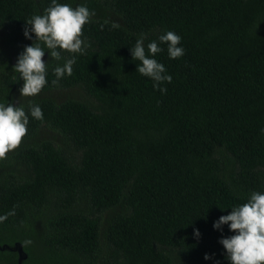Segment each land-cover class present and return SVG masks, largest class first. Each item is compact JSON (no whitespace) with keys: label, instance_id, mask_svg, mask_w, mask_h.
Instances as JSON below:
<instances>
[{"label":"trees","instance_id":"trees-1","mask_svg":"<svg viewBox=\"0 0 264 264\" xmlns=\"http://www.w3.org/2000/svg\"><path fill=\"white\" fill-rule=\"evenodd\" d=\"M58 2L86 3L90 46L70 76L24 97L13 65L36 43L26 21L50 0H0V103L15 98L26 114L39 104L44 116L29 115L0 158V214L15 207L0 222V264H229L219 239L232 232L213 222L264 192V0ZM166 30L185 52L170 59L160 44L155 58L172 76L161 93L130 48L143 33L147 54ZM48 52L54 76L70 54ZM105 126L121 133L101 140Z\"/></svg>","mask_w":264,"mask_h":264},{"label":"clouds","instance_id":"clouds-1","mask_svg":"<svg viewBox=\"0 0 264 264\" xmlns=\"http://www.w3.org/2000/svg\"><path fill=\"white\" fill-rule=\"evenodd\" d=\"M92 15L86 3L73 6L50 0L43 14L33 15L26 21L23 35L26 39L33 40L34 33L33 42L36 43L26 45L13 65L14 71L23 80L19 89L21 96H36L48 83V62L42 59L46 49L49 50L48 55L56 61L62 59L61 50L70 54V58L64 60L63 64H57L52 69L55 76L52 84L72 74L76 55L83 54L90 46L87 38L82 35V29L90 22ZM181 39L176 32L166 30L156 40L147 43L146 54L145 36L141 33L130 48L133 59L140 62L137 64V71L149 77L153 81V87L158 88L161 93L167 91L162 86L163 82L171 83L172 76L167 73L165 65L155 58L156 54L164 50L160 44H166L170 59L183 56L185 49L180 43ZM29 115L37 120L44 119L39 104H30L26 114L24 107L17 105L15 98L6 104L0 103V158L5 157L21 143L27 133ZM14 214L15 207L0 214V222ZM224 225H227L232 234L222 235L219 243L225 250V258L229 264H264V192L252 191L245 203L232 206L228 214L221 215L213 222V228L221 232ZM193 236L197 239L201 236L199 229L193 228ZM204 260H213V254L205 253ZM213 264L218 262L213 260Z\"/></svg>","mask_w":264,"mask_h":264},{"label":"rangeland","instance_id":"rangeland-1","mask_svg":"<svg viewBox=\"0 0 264 264\" xmlns=\"http://www.w3.org/2000/svg\"><path fill=\"white\" fill-rule=\"evenodd\" d=\"M16 10H17V12H18L19 15H23L24 14V12L22 11L21 8H18ZM106 35H107V33H106ZM106 35H103V36L105 37ZM137 76H138V80L137 81L139 83V86L140 85H143L144 83H147L148 82V79L145 78V77H140L139 76V73H138ZM46 79L48 80V83L47 84H52L51 81L53 79H55V76H52V75L47 74ZM60 81H62V79H60ZM94 85L96 86V88H99V86L97 84H94ZM82 115H83V112L81 110L77 109L75 111H72V112L68 113L65 116V119L66 120H69V121H75V120L81 118ZM120 133H121V131L119 129H114V128H111L110 126H105L100 131V134L99 133L97 134V137H99L101 140L107 141V140H110V139L114 138L116 135H118Z\"/></svg>","mask_w":264,"mask_h":264},{"label":"water","instance_id":"water-1","mask_svg":"<svg viewBox=\"0 0 264 264\" xmlns=\"http://www.w3.org/2000/svg\"><path fill=\"white\" fill-rule=\"evenodd\" d=\"M17 249H19L20 253L22 252V246L21 245H19Z\"/></svg>","mask_w":264,"mask_h":264}]
</instances>
